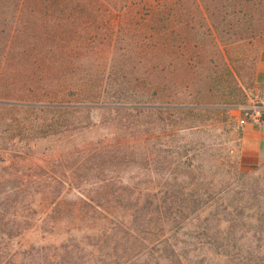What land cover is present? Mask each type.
<instances>
[{
	"label": "rangeland",
	"instance_id": "rangeland-1",
	"mask_svg": "<svg viewBox=\"0 0 264 264\" xmlns=\"http://www.w3.org/2000/svg\"><path fill=\"white\" fill-rule=\"evenodd\" d=\"M10 1L0 28L27 34H0V264H264V143L248 160L240 139L264 116V0L208 21L167 0L165 52L155 6L147 87L131 79L136 54H62L71 7ZM132 92L140 105L120 109ZM93 94L109 108L65 105Z\"/></svg>",
	"mask_w": 264,
	"mask_h": 264
},
{
	"label": "trees",
	"instance_id": "trees-1",
	"mask_svg": "<svg viewBox=\"0 0 264 264\" xmlns=\"http://www.w3.org/2000/svg\"><path fill=\"white\" fill-rule=\"evenodd\" d=\"M235 1L236 0H191L189 6L198 10L203 21H208L212 13L214 16L218 15L221 10L225 9L226 4L234 5L236 4ZM166 2L167 0H11L9 5L13 7V10L18 8L24 9L25 6L32 9L41 5H47L50 7L53 5H62L67 8L71 7L72 10L62 23V26L68 31V33H74L77 38L72 49L65 50L62 54H84L86 47L95 48L97 54H136V57L131 60L129 66V69L136 73L131 79L133 80V84H135L134 86L142 83V87H147V85L151 84V71L154 67L151 54L154 53L156 37V32H154L152 26L155 6H161L162 8V24L159 37L160 49H162V51L166 48V34H169L170 32L166 30L167 25L164 23V16L166 15L165 11L166 8H168L165 6ZM179 2V0H176L174 3L177 4ZM73 4L74 7H72ZM85 7L97 8V10L102 13L100 15H94L92 12L96 11L95 9L90 10V8ZM84 14H86V18L83 16ZM98 17L100 18L97 19ZM174 17H177L176 13L174 14ZM186 19L193 20V18L187 16L184 19V22H186ZM177 21L182 20L177 18ZM5 22L6 21L2 19L0 25H3L2 23ZM74 22L76 30H68ZM92 22H94V25L90 27ZM26 29V26H23L20 30L15 28L11 29L9 23L7 30L6 28H0V34H5L6 36L10 34L14 42L15 38H20L27 34ZM171 33H173L172 30ZM91 53L94 54L95 52L92 51ZM123 71L127 73L124 69ZM123 77H125V75L122 74L121 78ZM129 81V79L126 80L125 84L129 83ZM124 90L125 89L123 88V93L126 95V91ZM131 95L130 98L124 97L122 100H118L117 105H119L120 109H134L135 106L140 105V103L132 101V99L135 98L133 92ZM119 96L120 94L117 93L116 97H118V99ZM2 99H9L18 102L24 101L21 98L2 97ZM31 102L26 103L28 106H32L34 103ZM72 102H76L75 104L79 105H76L75 107H73V104L66 103L65 105H70L74 109H84L90 106L109 108L107 102L103 101L100 97H94V94L85 101H81L83 103L80 101ZM41 104L42 108L45 110L62 108L60 104L51 101L43 102ZM145 105L150 106L151 102H145ZM63 108L67 109L69 107ZM48 126L53 127L52 124H48ZM129 209L130 214L134 219V206L130 205ZM108 222L109 228L121 225L120 222L115 220Z\"/></svg>",
	"mask_w": 264,
	"mask_h": 264
},
{
	"label": "crops",
	"instance_id": "crops-1",
	"mask_svg": "<svg viewBox=\"0 0 264 264\" xmlns=\"http://www.w3.org/2000/svg\"><path fill=\"white\" fill-rule=\"evenodd\" d=\"M256 76L264 82V49L257 53ZM242 152L248 160L258 155L264 143V124L245 126L241 134Z\"/></svg>",
	"mask_w": 264,
	"mask_h": 264
},
{
	"label": "built area",
	"instance_id": "built-area-1",
	"mask_svg": "<svg viewBox=\"0 0 264 264\" xmlns=\"http://www.w3.org/2000/svg\"><path fill=\"white\" fill-rule=\"evenodd\" d=\"M264 116H260L257 119H255L254 125L264 124Z\"/></svg>",
	"mask_w": 264,
	"mask_h": 264
}]
</instances>
